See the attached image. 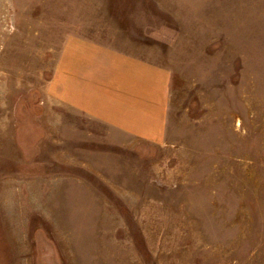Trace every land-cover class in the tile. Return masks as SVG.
Segmentation results:
<instances>
[{
  "label": "rangeland",
  "instance_id": "obj_1",
  "mask_svg": "<svg viewBox=\"0 0 264 264\" xmlns=\"http://www.w3.org/2000/svg\"><path fill=\"white\" fill-rule=\"evenodd\" d=\"M71 37L167 70L159 142L64 108ZM0 264H264V0H0Z\"/></svg>",
  "mask_w": 264,
  "mask_h": 264
},
{
  "label": "crops",
  "instance_id": "obj_2",
  "mask_svg": "<svg viewBox=\"0 0 264 264\" xmlns=\"http://www.w3.org/2000/svg\"><path fill=\"white\" fill-rule=\"evenodd\" d=\"M63 105L140 138L159 142L168 108L167 70L86 38L67 39Z\"/></svg>",
  "mask_w": 264,
  "mask_h": 264
}]
</instances>
